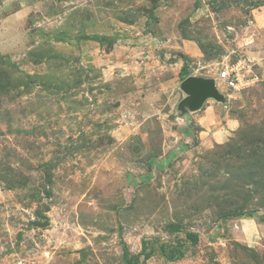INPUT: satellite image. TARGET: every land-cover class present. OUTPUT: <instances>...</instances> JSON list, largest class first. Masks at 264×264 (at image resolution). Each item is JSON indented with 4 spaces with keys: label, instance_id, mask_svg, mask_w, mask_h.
Masks as SVG:
<instances>
[{
    "label": "rangeland",
    "instance_id": "rangeland-1",
    "mask_svg": "<svg viewBox=\"0 0 264 264\" xmlns=\"http://www.w3.org/2000/svg\"><path fill=\"white\" fill-rule=\"evenodd\" d=\"M127 261L264 264V0H0V264Z\"/></svg>",
    "mask_w": 264,
    "mask_h": 264
},
{
    "label": "water",
    "instance_id": "water-1",
    "mask_svg": "<svg viewBox=\"0 0 264 264\" xmlns=\"http://www.w3.org/2000/svg\"><path fill=\"white\" fill-rule=\"evenodd\" d=\"M181 90L186 95L179 104L180 116L198 111L209 99L224 102L225 97L219 92L215 79L189 76L181 84Z\"/></svg>",
    "mask_w": 264,
    "mask_h": 264
},
{
    "label": "built area",
    "instance_id": "built-area-1",
    "mask_svg": "<svg viewBox=\"0 0 264 264\" xmlns=\"http://www.w3.org/2000/svg\"><path fill=\"white\" fill-rule=\"evenodd\" d=\"M222 73L219 74L218 79L222 82L230 84L232 88H235L236 76H232L229 69H223Z\"/></svg>",
    "mask_w": 264,
    "mask_h": 264
},
{
    "label": "trees",
    "instance_id": "trees-1",
    "mask_svg": "<svg viewBox=\"0 0 264 264\" xmlns=\"http://www.w3.org/2000/svg\"><path fill=\"white\" fill-rule=\"evenodd\" d=\"M187 77H189V76H187ZM186 77V78H187ZM170 228V227H169ZM178 226H175V225H173V226H171V228H170V232H175V231H177L178 230ZM193 241H195L196 242V240H197V238H196V236L195 235H190L189 236ZM127 264H132L130 261H127Z\"/></svg>",
    "mask_w": 264,
    "mask_h": 264
},
{
    "label": "crops",
    "instance_id": "crops-1",
    "mask_svg": "<svg viewBox=\"0 0 264 264\" xmlns=\"http://www.w3.org/2000/svg\"><path fill=\"white\" fill-rule=\"evenodd\" d=\"M186 79V78H185Z\"/></svg>",
    "mask_w": 264,
    "mask_h": 264
}]
</instances>
